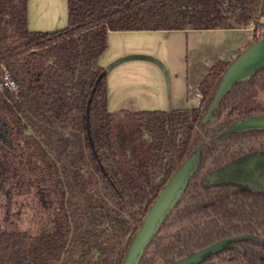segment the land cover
I'll return each mask as SVG.
<instances>
[{
  "label": "trees",
  "instance_id": "obj_1",
  "mask_svg": "<svg viewBox=\"0 0 264 264\" xmlns=\"http://www.w3.org/2000/svg\"><path fill=\"white\" fill-rule=\"evenodd\" d=\"M27 4L0 0V76L18 88L0 90V264H123L208 117L258 115L251 104L264 67L233 82L212 109L231 61L203 79L197 108L113 113L99 64L108 32L254 25L255 42L264 35V0H67L68 25L54 32L28 29ZM193 178L168 218L208 213L195 195L179 210L196 192ZM240 191L221 184L206 192L215 217L170 238L157 233L138 264H170L225 236L264 234L263 208L247 207ZM237 244L244 251L219 257L264 264V246Z\"/></svg>",
  "mask_w": 264,
  "mask_h": 264
},
{
  "label": "crops",
  "instance_id": "obj_2",
  "mask_svg": "<svg viewBox=\"0 0 264 264\" xmlns=\"http://www.w3.org/2000/svg\"><path fill=\"white\" fill-rule=\"evenodd\" d=\"M30 31L68 25L67 0H28ZM255 37L234 29L109 31L99 64L107 72L110 112L172 111L199 107L200 84L219 63L232 61Z\"/></svg>",
  "mask_w": 264,
  "mask_h": 264
},
{
  "label": "flooded vegetation",
  "instance_id": "obj_3",
  "mask_svg": "<svg viewBox=\"0 0 264 264\" xmlns=\"http://www.w3.org/2000/svg\"><path fill=\"white\" fill-rule=\"evenodd\" d=\"M260 91H264V80H260L259 84L256 85L255 95L253 97L254 102L251 104V107H260L256 112L258 115L264 114V98L257 100V93ZM227 111L228 110L226 109L220 116L217 117L209 116V121L207 125H205L204 129H199L198 140L191 150V153L188 155V157L193 155L196 157L198 155L199 160L198 163H195V169L189 177L182 194L179 196V198L182 197L189 181L194 176L193 181L197 184L196 192L190 193L185 197V201L181 204L179 210H182V208L185 209L188 205H191V203L194 202L191 199L192 195H195L197 198L201 197L204 200L208 208V213L193 214L179 220H173L172 217L168 218L173 209L172 208L165 217V221L163 220L164 222H162L157 232L158 234L164 235L166 238H170L172 233L182 227L210 221V219L215 216L212 209L209 207L206 192H210L216 188L217 185L221 184H228L231 188V192L240 187L243 191H240L238 194L247 207L259 203L264 210V128L229 132L228 129L238 120L232 122L231 117H224L227 114ZM223 123H225V125L221 126ZM195 217H203L204 219L194 221L193 218ZM170 224L174 226V229L162 233L164 227ZM232 238L234 239L227 242L220 249L205 256L202 260L195 264H213L215 261H242L247 264L244 259L225 261L221 258L222 255L219 257V254H221V252H225L226 255L227 253L233 251H244L243 247L237 244L238 242L244 240L254 241L258 244L259 248L264 246V234L261 230L257 229L255 233L247 232L232 234L230 236L219 238L201 249L175 259L174 262L170 264H177L185 258H188L189 256L200 252L215 243ZM155 264L162 263L156 260Z\"/></svg>",
  "mask_w": 264,
  "mask_h": 264
},
{
  "label": "water",
  "instance_id": "obj_4",
  "mask_svg": "<svg viewBox=\"0 0 264 264\" xmlns=\"http://www.w3.org/2000/svg\"><path fill=\"white\" fill-rule=\"evenodd\" d=\"M263 67L264 35L257 41L250 43L236 58L230 62L221 77L218 91L211 109L216 105L219 98L226 92L233 82L247 79L251 74ZM260 128H264V114L254 115L238 120L231 125L228 131L235 132L245 129ZM194 169L195 159L193 155L188 157L169 178L150 206L141 226L135 232L123 264H138L145 248L158 232L163 220L173 208L179 196L182 194ZM233 239L234 238L215 243L206 249L185 258L177 264H195Z\"/></svg>",
  "mask_w": 264,
  "mask_h": 264
},
{
  "label": "rangeland",
  "instance_id": "obj_5",
  "mask_svg": "<svg viewBox=\"0 0 264 264\" xmlns=\"http://www.w3.org/2000/svg\"><path fill=\"white\" fill-rule=\"evenodd\" d=\"M251 26H254V25H251ZM259 28H262V26L259 27ZM258 37H260V36H258ZM262 98H264V91L263 92L260 91V92L257 93V100H261ZM194 159H195V163H198L199 156L198 155L196 157L194 156ZM203 219H204L203 217H195V218H193L194 221H199V220H203ZM173 229H174V226H172L170 224V225L164 227L162 233H164L166 231H171ZM213 264H245V263L242 262V261H239V262L238 261H231V262H217V261H215Z\"/></svg>",
  "mask_w": 264,
  "mask_h": 264
},
{
  "label": "built area",
  "instance_id": "obj_6",
  "mask_svg": "<svg viewBox=\"0 0 264 264\" xmlns=\"http://www.w3.org/2000/svg\"><path fill=\"white\" fill-rule=\"evenodd\" d=\"M260 36V33L258 34ZM17 85L15 81L9 76V74L5 73L4 76H0V90H8L11 92H16L17 91Z\"/></svg>",
  "mask_w": 264,
  "mask_h": 264
}]
</instances>
